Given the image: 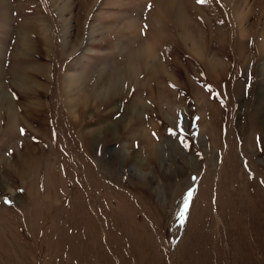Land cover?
Returning <instances> with one entry per match:
<instances>
[{"label": "rangeland", "instance_id": "rangeland-1", "mask_svg": "<svg viewBox=\"0 0 264 264\" xmlns=\"http://www.w3.org/2000/svg\"><path fill=\"white\" fill-rule=\"evenodd\" d=\"M169 1L0 0L3 83L24 67L48 73L33 122L1 121L0 159L11 160L0 169V264H264V0H237L254 32L246 39L227 0H177L204 59L226 64L217 77L166 22ZM40 27L52 32L51 52L19 55L22 36L39 39ZM147 44L170 77L128 74L79 120L69 116L68 75L79 90L103 74L106 87ZM100 123L116 133L93 143L83 130ZM135 158L147 160L142 173Z\"/></svg>", "mask_w": 264, "mask_h": 264}, {"label": "bare ground", "instance_id": "bare-ground-1", "mask_svg": "<svg viewBox=\"0 0 264 264\" xmlns=\"http://www.w3.org/2000/svg\"><path fill=\"white\" fill-rule=\"evenodd\" d=\"M227 1L228 3L233 4L232 6L233 12H231L232 18L237 22L240 38L246 39L250 37L249 35L253 36L254 35L253 30H246V31L244 30L246 19L249 16L248 10H244L239 5L237 0H227ZM168 6L169 9L167 11L164 10L165 8L161 9L163 16L166 17L165 19L166 22H172L173 20L172 23L174 25V28L177 31H179V35L185 44L184 46L185 50L189 51L188 53H191L193 57L198 58L199 60L202 61H207L209 70L214 76L217 77L218 74L223 73L226 69V64L221 59H214L210 57L208 60H205L206 59L204 57L205 51H204V47L201 44L202 38L201 37L197 38V36L195 37L194 33L189 28L188 24H190V21L188 22V18L186 17L182 6L177 2V0H170ZM65 11H66L65 8L60 10L59 13L60 18L64 15ZM67 27L68 26L66 23H65V27H62V32L64 33L63 36L65 37V39L67 37ZM162 28L163 26H161L160 29L161 32H158L161 37L158 38L159 40H166L165 34L162 33ZM127 30L129 32L131 31L136 33L135 31H138V28L133 27L129 29L127 26ZM39 32H40L39 39H35L34 37L32 36L30 37L28 35L22 36L20 46L18 45L19 47L17 48L19 55L23 56V55H27V53L29 54L33 53L35 50H37L38 46H41L46 54L48 52H51L52 44H53L52 43L53 35L51 30L48 28L40 27ZM94 35H96L95 30L93 28L89 29L85 41L88 42V40H91ZM262 36L263 34L261 33L257 36V40H258L257 48H259L258 50L261 54H264V38H262ZM79 45H82V40L78 43L77 47L72 52H75L78 49ZM153 47L151 46V44L139 46V48H137L132 54L129 55V58L127 60L128 62H126L123 66L124 69L118 68L112 70L111 73L112 75L109 78L110 79L109 84L106 87L105 86L99 87V83L103 78V74H101L95 81L93 80L94 82L90 87L87 86L84 87L85 85L82 83L79 86L80 87L79 90L77 89V85H78L77 80L75 78H72L70 75H68L65 81L66 91L64 92V96H65L66 110L69 116L74 120H79L80 114L84 109L86 110V108L91 105L95 106L99 102V100H103L109 94L113 93L115 91V88L118 87L119 84L125 85V77L128 76V74L132 75V77L135 79L137 77L139 78L141 73L140 71L149 74L148 76L151 79H155L154 76L159 73L168 77L169 74L166 73L165 71L166 69L161 64V61L158 60L159 58L157 59V57L155 56L156 50ZM84 52H88V49L85 48ZM241 53H242V49H240V55ZM142 65H143V70H141ZM31 67L21 68V71L14 73V75L11 76L9 82H7L6 84L3 83L2 76L0 74V125H1V121L3 122L6 121L5 123L7 124V127H18V125L22 123L24 124L31 123L33 118H35V113L38 111V106H39L38 102L42 99V98L40 99V97L43 96V94L45 93L46 78L48 73L46 69L43 68V65H37V67H35L34 69H32ZM259 72L261 79L264 81V66H260ZM259 87L260 89H264V84H260ZM15 97L18 98V100L16 99L18 102L15 100ZM83 131H84L83 134L93 143L101 142L102 140L105 142L108 136H111V134L116 133L115 132L116 129L113 128V123L112 124L100 123L96 127H90V128L86 127ZM28 144L31 143L28 142ZM123 148L125 154L124 158H129L130 154L126 150V147ZM147 151H148L149 159L156 158L157 154L154 146H149ZM22 152H24V150ZM8 159L7 158L0 159V169L1 168L3 169V165L8 164ZM145 161L147 160H141L139 158H135L133 162L134 163L133 166L137 171H140L142 173L143 169L141 170V167H143V165L144 166L146 165L144 164ZM8 187L9 186H7V189H9ZM10 191H12V189Z\"/></svg>", "mask_w": 264, "mask_h": 264}, {"label": "snow or ice", "instance_id": "snow-or-ice-1", "mask_svg": "<svg viewBox=\"0 0 264 264\" xmlns=\"http://www.w3.org/2000/svg\"><path fill=\"white\" fill-rule=\"evenodd\" d=\"M199 2L203 3L204 0H199ZM185 147H187V144L184 145ZM191 196H192V192H189L187 194V199L184 201V207L182 209V211L180 212V220L181 222L184 221V218H185V213L187 212L188 210V201L191 199ZM7 203H11L10 201H6Z\"/></svg>", "mask_w": 264, "mask_h": 264}]
</instances>
